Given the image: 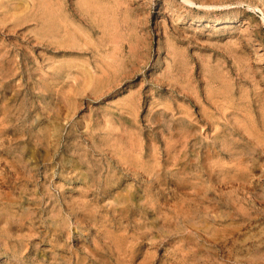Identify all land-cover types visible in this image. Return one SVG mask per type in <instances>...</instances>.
<instances>
[{"label": "rangeland", "instance_id": "obj_1", "mask_svg": "<svg viewBox=\"0 0 264 264\" xmlns=\"http://www.w3.org/2000/svg\"><path fill=\"white\" fill-rule=\"evenodd\" d=\"M263 153L264 0H0V264H264Z\"/></svg>", "mask_w": 264, "mask_h": 264}, {"label": "bare ground", "instance_id": "obj_2", "mask_svg": "<svg viewBox=\"0 0 264 264\" xmlns=\"http://www.w3.org/2000/svg\"><path fill=\"white\" fill-rule=\"evenodd\" d=\"M191 3V2H190ZM208 3V2H207ZM211 7V6H210ZM207 8H209V7H207ZM62 18V17H61ZM110 24V23H109ZM60 26V25H59ZM111 27V26H110ZM109 27V28H110ZM213 86H214V84H213ZM190 93V92H189ZM189 99V98H188ZM193 100V99H192ZM217 108V107H216ZM219 108V107H218ZM219 110V109H218ZM222 116V115H221ZM226 117V116H225ZM192 119V118H191ZM227 119V118H226ZM220 120H221V117H220ZM256 127H258V126H256ZM207 128V127H206ZM213 134V133H212ZM201 136H202V134H201ZM259 148V147H258ZM262 148V147H261ZM261 153H262V151H261ZM264 154V153H263ZM261 157V156H260ZM263 158V157H262ZM250 159V158H249ZM263 162V161H262ZM254 164V163H253ZM259 164H261V163H259ZM264 164V163H263ZM257 165V164H256ZM264 167V166H263ZM264 169V168H263ZM261 170V169H260ZM29 171V170H28ZM262 175V174H261ZM151 176V175H150ZM254 177V176H253ZM252 179V178H251ZM260 180V179H259ZM198 186V185H197ZM252 187V186H251ZM264 188V187H263ZM254 245V244H253ZM24 254V253H23Z\"/></svg>", "mask_w": 264, "mask_h": 264}]
</instances>
